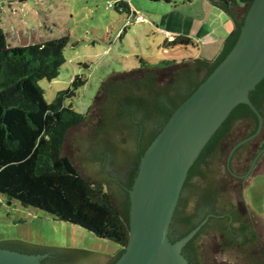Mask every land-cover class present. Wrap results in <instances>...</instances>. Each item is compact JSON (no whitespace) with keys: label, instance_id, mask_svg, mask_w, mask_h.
<instances>
[{"label":"trees","instance_id":"trees-1","mask_svg":"<svg viewBox=\"0 0 264 264\" xmlns=\"http://www.w3.org/2000/svg\"><path fill=\"white\" fill-rule=\"evenodd\" d=\"M192 1L195 0H186L187 3ZM206 1L224 12L233 23V30L216 56L157 63L137 57L139 66L136 69L109 77L95 98L92 108L99 114L90 140H105L103 143L109 145L110 150L112 147L124 150L134 161L135 168L125 184L126 192L119 204L113 201L103 185L83 177L70 159L62 155L67 134L83 123L88 114H79L71 106H63V101L74 96L85 80L76 77L71 87L58 93L51 104L45 101L38 86L39 81H51L58 76L65 63L63 50L68 37L10 47L0 28V195L116 244L119 253L111 263L115 264L128 243L129 191L138 174L142 156L173 111L198 89L233 49L252 2ZM114 8L130 12L125 2L117 3ZM189 46L194 47L196 43L182 35L171 41L166 39L162 44L164 50ZM249 98L263 119L261 133L255 139L258 149L252 153L250 144L253 141L240 146L232 155L231 170L233 164L242 162L246 153L248 167L257 151L264 149V79L249 93ZM150 122L158 124V130L149 131ZM240 124H244V135L240 140L252 136L258 128L257 116L245 104H239L231 111L189 169L183 189H190L188 198H193L194 208L187 211V199L179 200L171 224L175 233L184 231L178 239L196 228L191 226V218L204 201L217 202L222 212L228 206L234 210L235 205L229 199L223 181L233 179L226 167L227 157L240 140L229 142V137ZM128 142L133 145L130 150ZM254 215L247 208L243 215L234 211L233 216L238 218L239 225H232L231 230L224 225L222 230H218L214 239L219 252L231 248L238 251L243 264H264V258L255 253L260 238L257 230L253 229L257 226ZM230 216L225 215V219ZM212 221L213 217H210L183 247L182 255L190 264H206L201 241L208 223ZM210 231L207 234L210 235ZM231 240L233 244H230Z\"/></svg>","mask_w":264,"mask_h":264},{"label":"water","instance_id":"water-1","mask_svg":"<svg viewBox=\"0 0 264 264\" xmlns=\"http://www.w3.org/2000/svg\"><path fill=\"white\" fill-rule=\"evenodd\" d=\"M263 79L264 0H252L233 49L198 89L173 111L142 156L138 174L129 191L128 243L115 264H190L182 255V249L199 228L179 240L170 239L173 216L188 171L231 111L237 105L245 104L257 116L258 128L255 134L240 140L244 135V124H240L229 137V142L240 140L227 157V170L235 176L230 167L232 155L240 146L256 139L263 127L262 116L249 98V93ZM93 104L87 119L67 134L62 155L70 159L83 177L95 182L103 181L113 201L119 204L124 198L122 185L129 167L128 155L126 151L114 147L110 150L109 145L103 143L105 140H90L99 114L92 108ZM127 148L130 150L133 145L128 142ZM262 152L257 154L241 178L250 175ZM223 185L227 187L231 202L239 205L244 212L240 181L228 179L223 181ZM188 197L185 199L187 211H190L194 208V201ZM214 235L211 233L201 241L205 263L243 264L238 251L219 252ZM9 248L34 250L39 255L23 254ZM255 253L264 258V245L260 242ZM115 256L110 258L13 241L0 243V264H109Z\"/></svg>","mask_w":264,"mask_h":264},{"label":"rangeland","instance_id":"rangeland-1","mask_svg":"<svg viewBox=\"0 0 264 264\" xmlns=\"http://www.w3.org/2000/svg\"><path fill=\"white\" fill-rule=\"evenodd\" d=\"M119 2L127 3L130 12L117 11L114 5ZM231 25L224 12L205 0H0V28L10 47L68 37L65 63L58 76L51 81L43 79L38 86L51 104L76 77L85 80L74 96L63 101V106H71L79 114H89L98 89L109 77L136 69L137 57L150 63L212 59ZM178 31L190 35L196 46L164 50L165 37ZM256 142L250 144L252 153ZM247 156L235 164L237 173L245 172ZM96 183L106 190L103 181ZM240 198L243 207L256 215L259 242L264 245V158L252 175L240 182ZM12 241L110 258L119 253L112 242L0 195V243Z\"/></svg>","mask_w":264,"mask_h":264},{"label":"flooded vegetation","instance_id":"flooded-vegetation-1","mask_svg":"<svg viewBox=\"0 0 264 264\" xmlns=\"http://www.w3.org/2000/svg\"><path fill=\"white\" fill-rule=\"evenodd\" d=\"M148 128H149V131H154V130L156 131V130H158L159 125L156 124V123L154 124L153 122H150L148 124ZM254 140H252V141H254ZM255 149L257 150L258 146H256ZM261 151H263L262 154L257 159V162H256L253 170L251 171L250 175L248 177H246V178H241V177L245 176V174L247 173V171H248L251 163L253 162V160L250 162V164H248V167H246L245 172H242V173H237L235 165L233 164V166H232L233 169L231 171H232L233 174H235V176H233L229 171L228 172L230 173V175L233 177L234 180H239L240 182H244L252 175V173L254 172L255 168L258 167L259 163L264 158V149L257 151L255 157ZM128 159H129V161H128L129 167H128L127 172L125 174L126 175L125 183L122 185L124 195H125V192H126L125 184L130 179V173L135 168L133 158L132 157H128ZM226 167H227V163H226ZM243 187H244V185H243ZM190 192H191L190 189L188 187H185L183 189V191H182L180 199L187 198L190 195ZM228 207H227V210H224V212H222L223 209H221V207L219 209V205H218L217 202L215 203L214 201H204L197 208V213H194L195 215L191 218V226H195L196 228L200 229V228H202L203 226H205L207 224V222L209 221L210 217H213V221H212V223L210 222V224L208 223L207 228L205 229L206 231L204 232V235L208 236L209 235V234H207L208 230H212L210 232L215 234L213 236L214 238H216L218 236V230H222L224 225L229 227V230L232 229L231 228L232 225L238 227V225H239L238 218L237 217L234 218L233 214H234V211H236L237 213H241L243 215V211H242V209H241V207L239 205H237V206L235 205L234 210H232L231 207H229V208ZM212 210H214V212H212ZM225 211L227 213H225ZM232 212H233V214H232ZM229 214L232 215V216H230L229 219H225V215H228V217H229ZM245 223H248V222H245ZM253 229L254 230H258L255 226L253 227ZM183 233H184V231L181 232V233H175V231L171 230V236H170L171 241L179 240L178 238ZM229 242H230V244H233V240H231ZM215 244H216V241H215ZM3 249H8V248H3ZM230 249H227V250H230ZM10 250L16 251V252H19V253H23V254L39 255V253L37 251H34V250L33 251L25 250V249H21V250L10 249ZM239 256H240V254H239ZM111 263H112V261L109 264H111Z\"/></svg>","mask_w":264,"mask_h":264},{"label":"crops","instance_id":"crops-1","mask_svg":"<svg viewBox=\"0 0 264 264\" xmlns=\"http://www.w3.org/2000/svg\"><path fill=\"white\" fill-rule=\"evenodd\" d=\"M206 1V0H205ZM208 2V1H207ZM209 3V2H208ZM211 5V3H209ZM213 6V5H211ZM214 7V6H213ZM231 21V20H230ZM231 27L229 28V31L227 34H230L231 31L233 30V23L231 22ZM179 35H182V36H188L190 37V35H188L185 31H178L176 34H168V37H165L164 40L168 39L169 41H171L174 37L176 36H179ZM191 38V37H190Z\"/></svg>","mask_w":264,"mask_h":264}]
</instances>
